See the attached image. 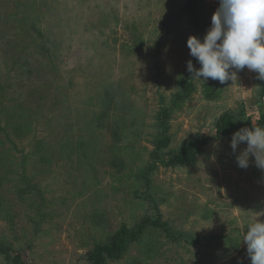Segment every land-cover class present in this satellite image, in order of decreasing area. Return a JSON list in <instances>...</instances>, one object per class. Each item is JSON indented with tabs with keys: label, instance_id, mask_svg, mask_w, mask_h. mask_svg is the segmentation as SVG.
Segmentation results:
<instances>
[{
	"label": "rangeland",
	"instance_id": "rangeland-1",
	"mask_svg": "<svg viewBox=\"0 0 264 264\" xmlns=\"http://www.w3.org/2000/svg\"><path fill=\"white\" fill-rule=\"evenodd\" d=\"M185 0H0V244L32 264H88L87 253L159 215L172 242L149 229L109 264H251L242 241L264 221V170L240 168L225 111H259L258 73L194 80L169 122L176 152L196 135L204 154L152 167L155 117L170 106L191 59ZM219 0H202L211 26ZM264 104V97L262 99ZM152 167V168H151ZM0 264H7L0 256Z\"/></svg>",
	"mask_w": 264,
	"mask_h": 264
},
{
	"label": "clouds",
	"instance_id": "clouds-1",
	"mask_svg": "<svg viewBox=\"0 0 264 264\" xmlns=\"http://www.w3.org/2000/svg\"><path fill=\"white\" fill-rule=\"evenodd\" d=\"M187 47L200 64L196 69L191 60L187 62L193 79L203 83L209 78L221 84L234 82L237 73L246 67L264 81V0H219L203 41L190 36ZM242 143L247 146L236 155L238 167L247 168L252 156L256 166L264 170V127L243 128L234 133L230 143L234 154ZM242 241L251 264H264V221L256 219L248 225Z\"/></svg>",
	"mask_w": 264,
	"mask_h": 264
},
{
	"label": "trees",
	"instance_id": "trees-1",
	"mask_svg": "<svg viewBox=\"0 0 264 264\" xmlns=\"http://www.w3.org/2000/svg\"><path fill=\"white\" fill-rule=\"evenodd\" d=\"M202 0H185L182 7V14L186 17L187 23L192 31V36L203 41L207 30L210 28L208 22L199 14ZM194 68L199 69L200 64L191 56L190 59ZM191 74L187 69L179 75L178 90L171 97L170 106L164 107L155 117V128L157 136L154 139V150L152 152V167L161 164L165 167H187L193 164L197 158L204 154L208 139L201 135L186 140L176 152L163 154L169 146L168 136L169 122L175 109L183 104L194 92ZM259 111L257 115H249L243 108L238 113L230 110L221 114L214 123L215 134L219 138H232L233 134L243 128L264 127V81L260 82L258 88ZM151 167V168H152ZM149 229H159L172 242L185 241L186 244L201 245L211 240H218L221 237H211L199 241L184 233H174L169 225L162 222L158 215L155 220L152 218L143 219L132 229L123 226L106 244L96 245L86 255L88 264H109L110 261L117 262L128 251L132 243L139 242L144 238ZM0 256L7 264H32L29 253L23 249H14L10 246L0 244Z\"/></svg>",
	"mask_w": 264,
	"mask_h": 264
}]
</instances>
